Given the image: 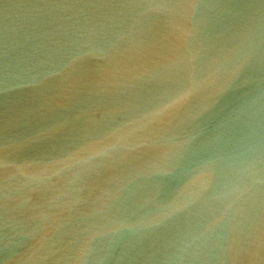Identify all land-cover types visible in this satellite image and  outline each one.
Listing matches in <instances>:
<instances>
[{"label": "water", "instance_id": "1", "mask_svg": "<svg viewBox=\"0 0 264 264\" xmlns=\"http://www.w3.org/2000/svg\"><path fill=\"white\" fill-rule=\"evenodd\" d=\"M0 264H264V0H0Z\"/></svg>", "mask_w": 264, "mask_h": 264}]
</instances>
